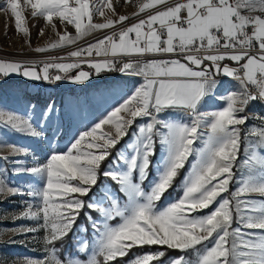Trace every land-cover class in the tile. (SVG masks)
<instances>
[{"label":"snow or ice","instance_id":"1","mask_svg":"<svg viewBox=\"0 0 264 264\" xmlns=\"http://www.w3.org/2000/svg\"><path fill=\"white\" fill-rule=\"evenodd\" d=\"M0 12L26 37V12L54 33L36 54L108 30L66 56L0 58V85L133 80L62 147L54 101L8 110L0 92V131L46 145L0 156V194L28 198L6 243L35 234L42 252L12 264H264V0H0ZM8 164L26 186L3 179Z\"/></svg>","mask_w":264,"mask_h":264},{"label":"rangeland","instance_id":"2","mask_svg":"<svg viewBox=\"0 0 264 264\" xmlns=\"http://www.w3.org/2000/svg\"><path fill=\"white\" fill-rule=\"evenodd\" d=\"M118 11L121 13H131L133 11L130 7H119ZM27 27L30 30V37L18 33L14 26V19L10 14L0 12V53H8L13 60H28L39 63L50 56H66L69 50L75 47L83 46L86 42L94 39L97 36H103L106 31L93 33L92 36L79 41L76 45L70 46L66 49H56L47 54H36L31 51V48L37 46H44L47 42L55 39L54 33L50 29H46V34L39 36L40 28L44 27V23L40 19H34L30 13H25ZM110 15V14H109ZM95 22H103L96 18ZM59 27V25H58ZM69 31L74 34V29L69 27ZM30 38L31 47L26 40ZM133 87V80L130 78L122 77L120 74L108 76V78H94L87 87L73 86L68 82H60L59 84L36 83L29 87H23L20 83V78L12 77L0 85V92L7 93L6 104L8 110L23 109L28 104L29 99L33 103H39L41 106L45 102H55L57 109L63 113V138L59 143L62 147L76 132V129L83 128L85 124L98 119L102 113L105 112L111 105H113L119 98L120 94ZM219 103V101L215 102ZM214 106V104H213ZM211 110V108H209ZM253 111L264 112L259 104L253 105ZM57 113L51 126L48 129V134L51 136L52 130L61 124ZM53 141L57 137H52ZM0 156L7 155L9 148L7 144H16L26 146L30 150H35L37 153H42L46 147L44 144L38 145L32 139L26 138L21 135H15L11 132L0 131ZM41 158L43 156L41 155ZM20 159L21 164L32 165L33 159L29 158L24 160ZM0 170H3V163L0 162ZM3 179L10 185L26 186L23 177L17 176L14 173L11 164L7 165V172L4 174ZM175 195V191L172 193ZM28 201L27 197L21 198L20 195L15 197H5L0 194V261L7 260L8 264H12L14 260H22L24 257H39L42 255L38 245L32 241V235L26 238L25 244H11L6 243L12 237V229L20 227L21 223L27 225L28 222L13 221L11 218L18 215L24 210L25 202ZM17 241L25 239L24 236L13 237ZM38 238V237H37Z\"/></svg>","mask_w":264,"mask_h":264},{"label":"built area","instance_id":"3","mask_svg":"<svg viewBox=\"0 0 264 264\" xmlns=\"http://www.w3.org/2000/svg\"><path fill=\"white\" fill-rule=\"evenodd\" d=\"M0 58L13 60V59H11V56L8 53H4V54L0 53Z\"/></svg>","mask_w":264,"mask_h":264},{"label":"trees","instance_id":"4","mask_svg":"<svg viewBox=\"0 0 264 264\" xmlns=\"http://www.w3.org/2000/svg\"><path fill=\"white\" fill-rule=\"evenodd\" d=\"M118 73H114V74H110L109 76H113V75H117ZM80 224L83 225L84 224V218L81 217L80 219Z\"/></svg>","mask_w":264,"mask_h":264}]
</instances>
